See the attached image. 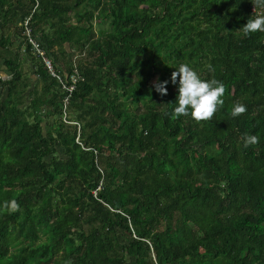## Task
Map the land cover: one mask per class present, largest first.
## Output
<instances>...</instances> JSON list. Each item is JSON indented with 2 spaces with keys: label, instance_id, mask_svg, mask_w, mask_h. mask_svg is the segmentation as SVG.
Returning <instances> with one entry per match:
<instances>
[{
  "label": "trees",
  "instance_id": "trees-1",
  "mask_svg": "<svg viewBox=\"0 0 264 264\" xmlns=\"http://www.w3.org/2000/svg\"><path fill=\"white\" fill-rule=\"evenodd\" d=\"M251 5L0 0V264H264V33L240 30ZM26 18L55 72L81 76L67 108ZM14 42L39 89L26 93ZM181 63L225 85L210 121L172 116ZM236 102L247 112L233 118ZM244 133L259 143L245 149Z\"/></svg>",
  "mask_w": 264,
  "mask_h": 264
},
{
  "label": "clouds",
  "instance_id": "clouds-1",
  "mask_svg": "<svg viewBox=\"0 0 264 264\" xmlns=\"http://www.w3.org/2000/svg\"><path fill=\"white\" fill-rule=\"evenodd\" d=\"M254 5V13L256 9H264V0H251ZM247 36L250 33H264V14H256L254 18H249L247 23L240 29ZM171 74V83L176 84L178 79V96L177 102L172 112L174 118L180 116H191L197 122L210 121L220 107L223 106L222 97L226 88L223 82L213 78L211 80L202 79L197 71L186 63H181L178 68ZM209 71L214 69L209 64ZM168 81H159L153 83L155 91L161 96L167 95ZM247 112L246 105L236 102L230 112L235 118ZM243 147L245 149L259 143V137L254 134L244 133L242 136ZM20 205L17 200H5L2 210L12 214L19 211Z\"/></svg>",
  "mask_w": 264,
  "mask_h": 264
},
{
  "label": "built area",
  "instance_id": "built-area-1",
  "mask_svg": "<svg viewBox=\"0 0 264 264\" xmlns=\"http://www.w3.org/2000/svg\"><path fill=\"white\" fill-rule=\"evenodd\" d=\"M250 11L253 14H261V10L256 9L255 13H254V5L252 4L250 7ZM29 18H26L24 20V34L26 37L27 42L29 43V49L30 52L35 55L37 58L41 59V61L43 62L44 66L47 68V71L53 76L56 77L60 83H61V87L64 91H67V94L64 98V107L67 108L68 102H69V97L71 95V92L75 89L76 84L79 80H81V76L79 75L78 71L76 68L73 69V71L67 76L68 77V81H64V79H62L60 77V75H58V73L55 72L53 65L51 63V60L48 58V56L46 55L45 50L43 49V47L41 46L40 42L33 37L32 35V30H31V26L29 25L28 22ZM66 110V109H64ZM65 112V111H64ZM67 112H65L63 115V119L66 121L67 119ZM69 123V121L67 122ZM72 124H76L78 127V123L76 122H70Z\"/></svg>",
  "mask_w": 264,
  "mask_h": 264
},
{
  "label": "rangeland",
  "instance_id": "rangeland-1",
  "mask_svg": "<svg viewBox=\"0 0 264 264\" xmlns=\"http://www.w3.org/2000/svg\"><path fill=\"white\" fill-rule=\"evenodd\" d=\"M94 28H96L97 30L99 29L102 31H107L109 29V24L107 21H103V22L94 24ZM65 47L66 49L70 51V48L68 45H66ZM25 52L26 51L24 50V46H21L19 48L18 46H16L15 42L9 47V50H8V54L10 56L15 55L16 53H19L20 55L19 63H20V68L22 70L23 77L24 79H28L30 81V86L27 87V90H26V93H27L28 91H31L35 86L38 87L39 89L41 84H38V85L34 84L36 81V78L34 75V61H31V59H25L24 58ZM74 53H75L74 58L78 57V54H76V51ZM3 54H5L4 49L0 48V87H3V85L1 84V81L9 79L10 77L9 70L3 66Z\"/></svg>",
  "mask_w": 264,
  "mask_h": 264
}]
</instances>
